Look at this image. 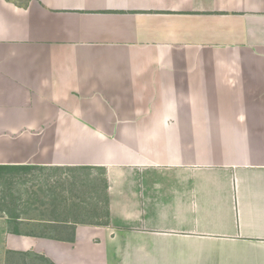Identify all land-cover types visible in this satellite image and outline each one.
<instances>
[{
  "label": "crops",
  "instance_id": "0c3cea01",
  "mask_svg": "<svg viewBox=\"0 0 264 264\" xmlns=\"http://www.w3.org/2000/svg\"><path fill=\"white\" fill-rule=\"evenodd\" d=\"M23 167L99 171L105 214L5 198L0 264H264V0H0Z\"/></svg>",
  "mask_w": 264,
  "mask_h": 264
},
{
  "label": "rangeland",
  "instance_id": "374dc122",
  "mask_svg": "<svg viewBox=\"0 0 264 264\" xmlns=\"http://www.w3.org/2000/svg\"><path fill=\"white\" fill-rule=\"evenodd\" d=\"M102 179L99 171L86 169L6 171L0 174V202L6 198V202L21 204L23 212L32 206L50 204L41 206L42 212L54 209V202L65 200L69 204L66 209L73 216L92 221L105 214Z\"/></svg>",
  "mask_w": 264,
  "mask_h": 264
},
{
  "label": "trees",
  "instance_id": "16d2710c",
  "mask_svg": "<svg viewBox=\"0 0 264 264\" xmlns=\"http://www.w3.org/2000/svg\"><path fill=\"white\" fill-rule=\"evenodd\" d=\"M23 170H31V169H35V168H29V167H23Z\"/></svg>",
  "mask_w": 264,
  "mask_h": 264
}]
</instances>
